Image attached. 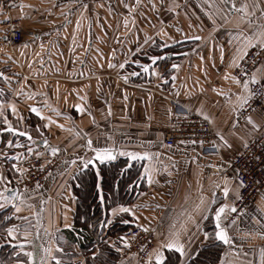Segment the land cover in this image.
I'll return each mask as SVG.
<instances>
[{"label": "crops", "instance_id": "1", "mask_svg": "<svg viewBox=\"0 0 264 264\" xmlns=\"http://www.w3.org/2000/svg\"><path fill=\"white\" fill-rule=\"evenodd\" d=\"M10 14L20 21L23 41L8 45L0 12V175L5 177L0 191L13 188L17 154L39 153L44 161L54 160L43 185L18 190L24 202L13 203L19 212L13 203L0 208L8 209V228L19 226L15 238L7 231L6 238L26 257V264H40L41 246L50 247L56 256L48 257L47 264L60 262L57 253L63 257L72 250L83 264L78 246L64 245L65 253L57 241L78 239L79 232L85 240L100 241L113 223L154 231L153 250L178 236L185 254L173 249L164 250V255L176 252L179 264L209 243L223 247L218 264H261L264 195L255 196L233 221L228 217L239 191L230 162L245 145L264 137V108L250 115L259 129L247 119L237 124L238 98L249 95L250 81L246 91L245 81L237 83L231 76L249 49L264 47V0H19ZM116 15L119 24L111 25L110 17ZM160 52L167 53V61L160 60ZM129 64L131 70L126 69ZM254 75L264 86V62ZM9 104L16 106L15 113ZM188 111L207 117L215 144H163L170 120ZM5 117L16 133L6 130ZM20 129L31 140L20 135ZM43 129L55 130V136L40 137ZM36 140L48 143L36 146ZM53 147L59 149L55 155ZM103 148L117 152L113 161H95L89 154ZM145 152L150 158L127 155L143 157ZM87 161L92 162L84 167ZM110 173L116 176L108 186L103 180ZM131 174L133 198L127 201L125 180ZM87 181L97 197L87 206L90 217L76 200L82 202ZM121 206L130 211L113 215L112 209ZM223 206L221 224L230 244L215 238V216ZM28 225L33 243L22 250ZM94 246L96 251L99 245ZM29 251L36 253L31 262ZM117 264L138 263L122 256Z\"/></svg>", "mask_w": 264, "mask_h": 264}, {"label": "built area", "instance_id": "2", "mask_svg": "<svg viewBox=\"0 0 264 264\" xmlns=\"http://www.w3.org/2000/svg\"><path fill=\"white\" fill-rule=\"evenodd\" d=\"M19 0H0V12L4 18L1 25L5 32V38L10 47L20 45L23 34L20 21L14 19L11 8ZM264 62V47L249 49L239 64L232 70V78L240 82L250 81V92L255 93L243 107L237 111L236 122L241 124L254 111L264 108V86L260 81L252 82L251 77L259 70ZM162 66V69H165ZM213 142L215 144V133L210 123L193 112H186L170 120V127L163 134V144L172 146L177 142ZM54 160L44 161L41 155L25 153L14 164L17 168L26 169L25 172L15 170L13 179L14 187L21 191L31 187L43 185L44 180ZM234 170L236 180L239 183L237 199L233 211L228 219L233 221L257 195H264V137L251 141L244 146L230 162ZM241 182L242 186H241ZM125 245V256L132 257L138 264H143L149 257L154 247L155 232L145 231L142 227H131L121 236ZM127 241V244L125 243ZM130 245V246H129Z\"/></svg>", "mask_w": 264, "mask_h": 264}, {"label": "trees", "instance_id": "3", "mask_svg": "<svg viewBox=\"0 0 264 264\" xmlns=\"http://www.w3.org/2000/svg\"><path fill=\"white\" fill-rule=\"evenodd\" d=\"M161 56L160 60L167 61L166 58L167 53H159ZM133 66L131 64L126 66L127 70H131ZM136 70H140V67H134ZM4 99V96L0 94V101ZM41 131V130H40ZM116 176V175H115ZM113 173H110L108 175V178H106L105 182H107V185H110L111 180L115 178ZM134 175L131 174V176H127L125 180V189H126V195L128 196L127 201L132 197L133 191H130L134 186L131 188L129 187V184L133 183ZM13 186V185H11ZM93 184L91 182L87 181L85 190L83 192V200L82 202L77 197L76 200H78L79 208L83 211H87L88 217L92 216V211L89 207V203L95 202L97 199ZM80 189V188H78ZM116 201L112 200L111 202ZM92 203V204H93ZM11 225V220L8 218V209H0V264H26V257L20 253L17 248L13 245L12 242L7 240L6 238V229ZM133 226H130L129 224L124 223H113L109 229L107 234L102 238V240H93V239H87L85 240L83 237V234L77 233L80 237L78 239L74 240H67L66 242H59L57 241V245L60 249H62L63 252H68L66 250L65 246H69L68 243H72L73 245L78 246L81 251L83 252L84 257V263L83 264H117V262L122 258V256H125V245L121 238L122 234L129 228ZM73 236V232L69 231L68 234H71ZM75 234V232H74ZM98 234V231H97ZM70 236V235H69ZM112 237L109 242L106 241V237ZM98 244L97 250L94 251V245ZM90 249V250H89ZM70 250V247H69ZM223 251V247L220 243H209L207 246H204L197 255H195L192 259H190L186 264H218L221 258V254ZM57 258H60L59 264H81L79 261H76L74 259L76 256L73 254V250L70 254H65L63 257L59 255V253L56 254ZM129 257V256H128ZM165 257L167 258L166 264H179V256L176 252L169 251L165 252ZM56 258V256H55ZM132 258V257H131ZM149 258V257H148ZM147 258V259H148ZM146 259V260H147ZM145 260V261H146ZM144 261V262H145Z\"/></svg>", "mask_w": 264, "mask_h": 264}, {"label": "snow or ice", "instance_id": "4", "mask_svg": "<svg viewBox=\"0 0 264 264\" xmlns=\"http://www.w3.org/2000/svg\"><path fill=\"white\" fill-rule=\"evenodd\" d=\"M21 7H24L23 5H21ZM233 7H235V5H233ZM127 23V21L125 22ZM195 39H200V37H195ZM153 61H155L156 59H158L157 57H153L152 58ZM111 66V65H110ZM124 65L121 64L120 67H123ZM145 70H147L148 66H144ZM173 67H176L175 65H173ZM0 75H2V73H0ZM133 75H135V73H133ZM251 80L253 83L256 82L257 78L255 75H253L251 77ZM240 81L237 80V83H239ZM244 89L247 91L248 90V81L244 82L243 85ZM19 95V93H17ZM252 95H255V93H251L249 92L248 96H243V97H239L238 99L240 100V107H243L245 104L248 103L249 99L251 98ZM8 107L11 109L12 113L16 112V106L14 104H9ZM78 108L79 111L83 112L84 109L81 108L79 105L76 106ZM33 112H35L38 116H41V112L39 110V108L33 107L31 109ZM0 116H4V102L0 101ZM207 119V117H205ZM247 121L249 124L252 125L253 129H259L260 125L257 124L251 116H248ZM4 123L8 124V128L6 129L9 132L12 133H16L18 130L13 128L11 126V124H9L7 118H4ZM62 127V126H61ZM20 135H24L27 136L29 140H31V136L29 135V133L27 132H23L20 133ZM217 135H219V133H217ZM220 139L222 141H224L225 144H227V141L224 140V137L222 135H220ZM11 141H9V145H11ZM47 145V141L44 142ZM193 143H195V141H193ZM203 143V141H201V144ZM92 145V141L89 140L88 141V146L91 147ZM19 146V145H18ZM215 146V145H213ZM229 147H231V145H228ZM247 146V145H245ZM59 151L58 148L53 147L51 149V152L53 155H55L57 152ZM95 154H96V159L100 160L101 162L105 161V160H113L115 159V156L113 155V152L111 149L108 148H103V149H94ZM28 152H32V149L29 148ZM122 155L125 153H121ZM37 155H39V153H37ZM127 155H130L133 159H137V158H150V154L145 152L143 154V157H140L139 154H135V153H127ZM7 158V157H6ZM21 156L20 154H17L16 159H20ZM92 161H87L85 162L84 167H87L89 163H91ZM73 163H75V161H73ZM14 168H17L16 165H13ZM17 171L20 172H25L26 169L23 168H17ZM146 172L148 171L147 169L145 170ZM5 177H3L2 175H0V181L4 180ZM149 179L151 180V176L149 175ZM241 182V186H242ZM99 187V185L97 186ZM9 192V189L7 187H5L2 191H0V201H4V203H0V208L5 207L6 203H13L16 200H20V203L22 204L24 201L20 196V193L18 191H12L11 195H6V193ZM224 193L225 195H227L228 193V189L225 188L224 189ZM101 201H103L104 197L103 195L100 196ZM13 207H15L16 212H19L21 209L18 205H16L15 203H13ZM226 206L221 207L220 209L217 210L216 212V216H215V220H216V231H215V238L219 241H222L224 244H230L231 243V237L229 236L226 228L224 226H222L221 224V214L224 212V208ZM117 211L119 212H129L130 209L125 208L123 206L119 207V209L113 208L112 209V213L113 215H115L117 213ZM232 211H235V208L232 209ZM19 219H23V220H27V217H19ZM108 224H111L112 221L108 220L107 221ZM125 223H127V221H125ZM67 226V225H66ZM102 227H104L105 225H101ZM31 226L28 225L25 228V231L23 233L24 235V240L20 243V248L23 250L24 245L25 244H32L33 240L28 239V237L30 235H32V233L28 230ZM39 220L37 221V232H36V238H39ZM8 236L15 238V234L19 231V226L17 225H13L12 227L6 229ZM145 231H148V229H145ZM204 237L205 239H208L209 234L207 232L204 233ZM125 243L127 244V241L125 240ZM130 246V245H129ZM42 247V251H43V255H41L40 257V264H47V258L48 257H52V259H55L54 256H52V250L50 247ZM175 250L176 252H178L180 255H184L185 254V246L183 243H181V241L179 240L178 236L176 238H172V239H168L165 241H162L159 246L153 250V253L149 255V261L148 264H152L153 258L155 260V264H166V260L167 258L164 255V250ZM35 251H29L26 253V255L29 258V261H33L34 257H35ZM56 264H59V261L56 262ZM261 264H264V249H261Z\"/></svg>", "mask_w": 264, "mask_h": 264}, {"label": "rangeland", "instance_id": "5", "mask_svg": "<svg viewBox=\"0 0 264 264\" xmlns=\"http://www.w3.org/2000/svg\"><path fill=\"white\" fill-rule=\"evenodd\" d=\"M110 23H111V25H113V24H119L118 16L116 15L114 17V19H112L110 17ZM19 132H22L23 133V132H25V129H20ZM54 136H55V130H52V129H50V130H46V129L44 130L43 129L42 132H41V134H40V137H43V138L46 137L48 139H52Z\"/></svg>", "mask_w": 264, "mask_h": 264}, {"label": "water", "instance_id": "6", "mask_svg": "<svg viewBox=\"0 0 264 264\" xmlns=\"http://www.w3.org/2000/svg\"><path fill=\"white\" fill-rule=\"evenodd\" d=\"M46 140H36L35 142H34V144L36 145V146H42V147H44L45 146V142ZM113 152V155L116 157V155H117V152L116 151H112ZM89 154L93 157V159L95 160V161H99V162H101L100 160H98V159H96V154H95V151L94 150H89ZM114 160V159H113ZM113 160H109V161H113ZM106 161V160H105ZM104 162V161H103ZM12 191H18L15 187H13L12 189H10L9 190V192L7 193V195H11V193H12Z\"/></svg>", "mask_w": 264, "mask_h": 264}]
</instances>
